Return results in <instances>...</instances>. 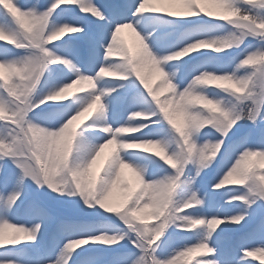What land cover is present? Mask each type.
I'll list each match as a JSON object with an SVG mask.
<instances>
[{"label": "snow or ice", "instance_id": "obj_1", "mask_svg": "<svg viewBox=\"0 0 264 264\" xmlns=\"http://www.w3.org/2000/svg\"><path fill=\"white\" fill-rule=\"evenodd\" d=\"M195 254L264 256V0H0V264Z\"/></svg>", "mask_w": 264, "mask_h": 264}, {"label": "rangeland", "instance_id": "obj_2", "mask_svg": "<svg viewBox=\"0 0 264 264\" xmlns=\"http://www.w3.org/2000/svg\"><path fill=\"white\" fill-rule=\"evenodd\" d=\"M26 2V1H25ZM98 3H106L107 1H104V0H97ZM208 10H211V11H216L215 9V6H213L212 4H206L204 5ZM215 90V89H214ZM126 115V113H125ZM107 154V153H106ZM127 179H128V182L131 184V185H134L135 184V178L134 176L132 175L131 172L128 173L127 175ZM236 185H230V184H226L224 186V189H227L229 187H235ZM224 189H221L220 191H223ZM121 191L119 190V193ZM224 199H227V197L225 196ZM119 196H118V201L119 202ZM222 226V225H221ZM95 227H99L101 229L105 228L106 225L101 223V224H98V225H95ZM194 256V255H193ZM191 257V258H188V264H195L196 262V259L195 257ZM246 259L248 260H251L252 261V264H264V256H260L259 254H257L256 256H252V257H246Z\"/></svg>", "mask_w": 264, "mask_h": 264}, {"label": "bare ground", "instance_id": "obj_3", "mask_svg": "<svg viewBox=\"0 0 264 264\" xmlns=\"http://www.w3.org/2000/svg\"><path fill=\"white\" fill-rule=\"evenodd\" d=\"M26 1V3H29V4H32V3H38V4H40L41 6H44L46 3H47V0H25ZM104 1H107V0H104ZM90 15V14H89ZM123 35L125 36V38L126 39H128L129 41H131V35H130V33L128 32V30H125L124 31V33H123ZM115 58V57H114ZM115 77H106V79H114ZM157 83H158V81H157ZM83 87H85V88H87V85H83ZM154 87H155V85H154ZM164 95H168V93L167 92H164V93H162V95H161V98H163V96ZM108 152V150H106V152H105V155H106V153ZM101 159H103V156H102V158ZM99 163V162H98ZM130 171L129 170H125V175H126V177H127V175H128V173H129ZM118 196H119V190H117L116 192H114V194H113V201L114 202H117L118 201ZM151 222V221H150ZM193 257H195V259L197 260V259H200V255L199 254H195ZM249 258V257H248Z\"/></svg>", "mask_w": 264, "mask_h": 264}, {"label": "trees", "instance_id": "obj_4", "mask_svg": "<svg viewBox=\"0 0 264 264\" xmlns=\"http://www.w3.org/2000/svg\"><path fill=\"white\" fill-rule=\"evenodd\" d=\"M123 198V194H121V199Z\"/></svg>", "mask_w": 264, "mask_h": 264}]
</instances>
